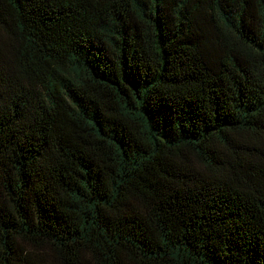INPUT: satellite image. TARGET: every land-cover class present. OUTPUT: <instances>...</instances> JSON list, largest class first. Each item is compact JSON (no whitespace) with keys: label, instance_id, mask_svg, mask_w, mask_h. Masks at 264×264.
I'll return each mask as SVG.
<instances>
[{"label":"trees","instance_id":"trees-1","mask_svg":"<svg viewBox=\"0 0 264 264\" xmlns=\"http://www.w3.org/2000/svg\"><path fill=\"white\" fill-rule=\"evenodd\" d=\"M264 264V0H0V264Z\"/></svg>","mask_w":264,"mask_h":264},{"label":"rangeland","instance_id":"rangeland-1","mask_svg":"<svg viewBox=\"0 0 264 264\" xmlns=\"http://www.w3.org/2000/svg\"><path fill=\"white\" fill-rule=\"evenodd\" d=\"M37 257L39 259H43V261H45L46 264H59V262L56 259H54L52 257V255H50L49 253H46V252L38 254ZM87 264H89V263H87Z\"/></svg>","mask_w":264,"mask_h":264}]
</instances>
